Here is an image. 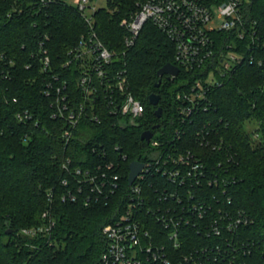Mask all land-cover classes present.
Returning a JSON list of instances; mask_svg holds the SVG:
<instances>
[{
    "label": "trees",
    "instance_id": "obj_1",
    "mask_svg": "<svg viewBox=\"0 0 264 264\" xmlns=\"http://www.w3.org/2000/svg\"><path fill=\"white\" fill-rule=\"evenodd\" d=\"M144 1L107 0L106 7L93 13L97 36L120 57L117 65L125 71L128 89L144 103V115L122 121L101 107L96 111L99 121H93L85 106L78 123L70 127L64 119L51 117L50 99L43 89L49 81L65 82L74 105L83 101L75 64H62L69 57L68 50L88 31L86 22L75 6L61 0L40 8L38 0H0V264H97L106 247L101 228L111 222L127 188L128 163L145 161L150 151L149 143L140 139L141 132L152 129L157 137L198 150L210 147L200 146L195 138V130L207 123L217 131L212 139H221L233 154L228 161L224 152L200 150L209 163L223 161L229 167L227 176L233 177L226 193L220 195V205L241 211L250 220L236 231L245 245L233 264H264V62L237 65L222 85L211 90L209 111L187 122L182 133L176 93L184 88V71L173 80L164 75L159 86H154L156 71L174 62L173 43L148 21L132 46L126 48L123 43L126 31L119 22ZM250 10L264 31V0H251ZM39 42L50 59L46 70L41 67ZM150 93L160 95L159 117L154 113L157 106L148 101ZM23 109L32 113V121L17 120L16 113ZM249 122L255 125L252 131L246 128ZM67 159L69 168H83L102 159L113 161L123 174L120 189L106 202L84 205L79 196L76 201H62L66 191L62 180L70 178L63 167ZM211 189L207 188L208 193ZM45 211L55 219L50 235L19 233L24 227L42 224ZM7 229L12 233H5ZM186 232L191 241L198 240L194 230ZM199 239L210 245L215 237ZM192 245L178 248L177 253L192 250Z\"/></svg>",
    "mask_w": 264,
    "mask_h": 264
},
{
    "label": "built area",
    "instance_id": "obj_2",
    "mask_svg": "<svg viewBox=\"0 0 264 264\" xmlns=\"http://www.w3.org/2000/svg\"><path fill=\"white\" fill-rule=\"evenodd\" d=\"M53 1L38 0V7ZM89 1L75 0L88 31L68 50L69 57L62 64L64 67L75 64L76 83L83 101L75 106L65 90V82L60 85L49 81L43 94L50 99L51 117L62 118L74 127L88 106L93 121H99L96 111L101 107L122 121L139 119L145 113V105L128 89L125 71L117 65L120 57L97 36L93 24L96 8L88 6ZM250 7L251 0H145L133 15L120 20V27L126 31L123 39L126 48L134 44L147 21L173 43L172 64L185 75L184 88L176 93L182 133L186 131L187 122L209 111L211 90L222 85L237 65L263 64L264 31L258 27ZM87 8L91 9L90 15L85 13ZM39 46L43 54L41 67L46 70L50 59L42 42ZM115 58L118 60L114 61ZM16 118L26 123L32 121L33 115L23 109L16 113ZM155 134L153 132L146 142L150 151L145 161H139L143 167L130 184L128 168L127 188L120 197L117 211L111 222L101 228L106 247L97 264H210L218 260L235 263L237 253L245 245L236 231L250 220L243 212L220 205V195L226 193V186L233 183V177L227 176L229 167L223 161L209 163L200 151L210 148L224 152L230 161L233 157L230 147H223L221 139H212L217 131L210 123L195 130L198 144L210 146L197 147L198 150L179 147L174 139ZM121 158L125 159V155ZM69 163L67 159L63 165L70 178L62 180L66 186L62 201H76L79 196L84 205L106 202L120 189L123 174L113 161L102 159L83 168H69ZM207 186L212 192L208 193ZM43 217L42 224L24 227L19 233L29 237L50 235L55 219L48 211ZM189 228L195 231L198 240L189 239L186 232ZM203 235L214 236L215 240L208 245L207 241L199 239ZM191 244L192 250L177 253L178 248Z\"/></svg>",
    "mask_w": 264,
    "mask_h": 264
},
{
    "label": "water",
    "instance_id": "obj_3",
    "mask_svg": "<svg viewBox=\"0 0 264 264\" xmlns=\"http://www.w3.org/2000/svg\"><path fill=\"white\" fill-rule=\"evenodd\" d=\"M117 60H118V58L114 59V61H117ZM178 72H179V68L177 66H175L172 63H165L156 71V75H157L158 79H157L154 86L155 87L159 86L162 76L165 75L168 79L173 80L177 76ZM159 100H160L159 94L150 93L148 96L149 103L153 106H157L155 111H154V113L157 117H159L161 114V107L158 106ZM154 127H157V125H155ZM152 134H153L152 129H146V130L141 132L140 139L147 142L149 140V138L152 136ZM142 167H143L142 162H139V161H130L129 162V165H128V168H129L128 184L132 183V181L135 179V177L141 171ZM5 233H7V234L12 233V229H7L5 231Z\"/></svg>",
    "mask_w": 264,
    "mask_h": 264
},
{
    "label": "rangeland",
    "instance_id": "obj_4",
    "mask_svg": "<svg viewBox=\"0 0 264 264\" xmlns=\"http://www.w3.org/2000/svg\"><path fill=\"white\" fill-rule=\"evenodd\" d=\"M61 1H63L64 3H66L68 5H72V6L76 5L75 0H61ZM88 6L95 7L96 9L97 8H104V7L107 6V0H90L88 2ZM85 13L87 15H90L91 14V9L87 8L85 10ZM246 128H247L248 131H252V130H254L255 125L253 123L249 122V123H246Z\"/></svg>",
    "mask_w": 264,
    "mask_h": 264
}]
</instances>
